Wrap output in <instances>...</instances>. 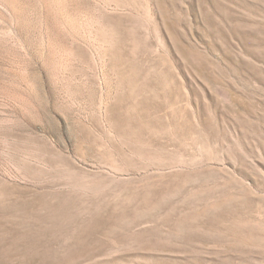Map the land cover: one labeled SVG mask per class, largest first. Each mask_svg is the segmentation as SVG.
Here are the masks:
<instances>
[{"label":"rangeland","instance_id":"rangeland-1","mask_svg":"<svg viewBox=\"0 0 264 264\" xmlns=\"http://www.w3.org/2000/svg\"><path fill=\"white\" fill-rule=\"evenodd\" d=\"M0 264H264V0H0Z\"/></svg>","mask_w":264,"mask_h":264}]
</instances>
